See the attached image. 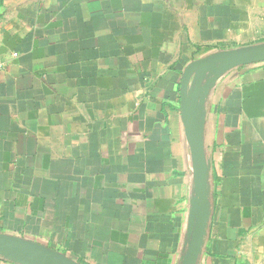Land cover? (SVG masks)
<instances>
[{
    "label": "crops",
    "instance_id": "1",
    "mask_svg": "<svg viewBox=\"0 0 264 264\" xmlns=\"http://www.w3.org/2000/svg\"><path fill=\"white\" fill-rule=\"evenodd\" d=\"M264 0H0V264H264Z\"/></svg>",
    "mask_w": 264,
    "mask_h": 264
},
{
    "label": "water",
    "instance_id": "2",
    "mask_svg": "<svg viewBox=\"0 0 264 264\" xmlns=\"http://www.w3.org/2000/svg\"><path fill=\"white\" fill-rule=\"evenodd\" d=\"M251 62H264V45L245 49L233 53H217L204 60L198 61L188 67L185 71L181 92H184V83L189 71L199 66L217 65L218 70H227L233 67L241 66ZM193 158H194V176H195V193L197 197L196 213L197 219L194 227L193 238L188 250V253L182 264H196L198 251L201 245V230L203 228L204 217L201 213L202 196H203V154L199 146V140L195 139L192 142Z\"/></svg>",
    "mask_w": 264,
    "mask_h": 264
},
{
    "label": "built area",
    "instance_id": "3",
    "mask_svg": "<svg viewBox=\"0 0 264 264\" xmlns=\"http://www.w3.org/2000/svg\"><path fill=\"white\" fill-rule=\"evenodd\" d=\"M4 68V64L0 61V70Z\"/></svg>",
    "mask_w": 264,
    "mask_h": 264
}]
</instances>
